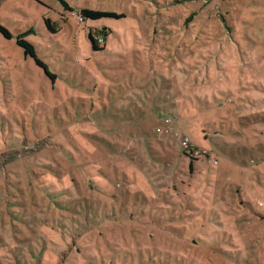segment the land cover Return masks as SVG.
Here are the masks:
<instances>
[{"label":"rangeland","instance_id":"374dc122","mask_svg":"<svg viewBox=\"0 0 264 264\" xmlns=\"http://www.w3.org/2000/svg\"><path fill=\"white\" fill-rule=\"evenodd\" d=\"M65 1L0 0V264H264V0Z\"/></svg>","mask_w":264,"mask_h":264},{"label":"trees","instance_id":"16d2710c","mask_svg":"<svg viewBox=\"0 0 264 264\" xmlns=\"http://www.w3.org/2000/svg\"><path fill=\"white\" fill-rule=\"evenodd\" d=\"M59 1L62 3V5H63L65 10L73 11L71 9V6L69 5V3H67L65 0H59ZM79 15H80V18H81L82 21H88V20L96 21V20H100V19H103V18L121 19V18L124 17V15H122V14H115L113 12L92 10V9H87V8L80 9L79 10ZM192 19H193V16L190 15V16L187 17L186 22H190ZM44 24H45V27L47 28L48 31H50L51 33H55L56 32L54 30L55 29L54 26L50 24V21L48 19H44ZM29 33H32V30H28L27 32L22 33L21 35H19L16 38V45L22 49L24 57L32 59L33 62L38 67H40L41 69L44 70V73H45L46 77H48L52 81V83H54L55 79H56L55 74L51 73L48 70V67L46 66V64L43 63L38 58L34 46L24 39V36L26 34H29ZM97 33H98L97 36H93L91 34L88 35V40H89V43H90V46H91V52L92 53L93 52L94 53H98L100 51H103V48H99L98 47L99 46V35H103V33L100 32V31H98ZM0 34L6 39H11L12 38L11 33L5 27H3L2 25H0ZM192 168H193V162L189 161V164H188L189 172L192 171Z\"/></svg>","mask_w":264,"mask_h":264},{"label":"built area","instance_id":"2783aa9c","mask_svg":"<svg viewBox=\"0 0 264 264\" xmlns=\"http://www.w3.org/2000/svg\"><path fill=\"white\" fill-rule=\"evenodd\" d=\"M169 123H170L169 119H164L162 124L156 128V132L159 134L168 133L169 132V130H168ZM182 141L184 144L188 143L187 138L182 139ZM192 149L193 148L191 146H188V150H192Z\"/></svg>","mask_w":264,"mask_h":264}]
</instances>
